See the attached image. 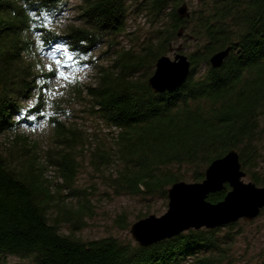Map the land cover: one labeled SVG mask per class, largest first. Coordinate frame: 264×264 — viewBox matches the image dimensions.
Instances as JSON below:
<instances>
[{
    "label": "trees",
    "instance_id": "1",
    "mask_svg": "<svg viewBox=\"0 0 264 264\" xmlns=\"http://www.w3.org/2000/svg\"><path fill=\"white\" fill-rule=\"evenodd\" d=\"M66 1L0 0V135L14 136L12 151L0 152V261L11 256L33 264H234L230 246L239 234L233 231L238 222L225 226L223 234L220 228L188 230L149 246L111 236L89 241L74 237L89 210L87 200L71 208L54 194L30 155L35 144L17 131L43 117L40 104L25 111L19 104L38 88L26 60L34 44L30 35L42 33V47L63 45L86 55L104 37L125 29L128 0H82L81 24L56 33L45 20L54 21ZM137 1L161 23L157 41L139 54L120 52L115 64L101 67L95 83L85 88L91 113L115 130L111 154L123 163L113 184L117 193L165 198L166 188L185 178L182 167L193 182L201 181L208 164L232 148L249 181L263 186L264 0H197L183 18L177 13L182 0ZM180 29L195 42L187 55L189 74L174 91L153 93L147 79L136 76L165 54ZM228 46L223 65L212 68L209 56ZM75 93L83 97L84 91ZM48 120L65 147L51 165L63 175L59 188L70 190L78 166L74 146L84 140L55 116ZM93 157L96 164H106L110 156L97 146ZM228 190L225 185L207 198L217 202ZM51 207L57 209L53 222L48 219ZM61 224H68V234L59 231ZM254 264H264V257Z\"/></svg>",
    "mask_w": 264,
    "mask_h": 264
},
{
    "label": "rangeland",
    "instance_id": "2",
    "mask_svg": "<svg viewBox=\"0 0 264 264\" xmlns=\"http://www.w3.org/2000/svg\"><path fill=\"white\" fill-rule=\"evenodd\" d=\"M183 2L186 3L189 13L197 4V0H182L181 4ZM82 4V0L66 1L63 11L54 21L49 18L45 20L46 27L56 33H63L68 26L81 24L78 15ZM138 4L137 0H128L125 29L119 34L112 33L104 37L100 43L89 49L86 55L70 52L66 47L64 48L67 49V54L63 48L54 51L56 46L42 47L40 41L42 33L30 35L34 44L31 45L32 53L26 60L32 64L38 88L29 99H20L19 104L23 111L40 104L39 115L43 114V117L34 119L32 127H18L17 131L27 137L31 144H35L30 155L35 156L34 165L39 167L41 178L54 194H60L64 203L71 208L79 206L83 199L87 200L89 210L83 219L84 224L73 234L83 241L111 236L122 242H133L129 234V227L133 222L150 214L158 217L167 210L168 200L160 194L117 193L113 184L123 168V163L111 154V151H114L112 148L115 145V130L108 128L91 113L85 91L87 85L95 83L101 67L115 64L117 54L126 50L139 54L147 44L157 41V31L161 28L160 21L153 19L152 15L144 10V6L140 7ZM25 35L27 36V33ZM179 44L180 52L185 55L195 49V42L186 38L181 29V35L170 40L165 55L173 59L176 53L174 49ZM67 55H71L72 59H68ZM56 60L62 63L56 65ZM48 65L54 69L58 67L65 73L67 79L57 78L54 73L48 71ZM153 70L154 61L151 66L140 70L136 78L147 79ZM76 89L84 91L83 97L76 95ZM48 115L58 118L67 128H76L84 140V145L77 142L74 146L73 155L78 166L70 190L66 187L59 188V184L63 182V175L59 167L51 165V162L65 151V147L56 140L55 129L53 124H50ZM13 137L12 133L0 135V152L8 154L10 150L12 151ZM97 146L104 147L109 154V161L106 164L95 163L93 150ZM261 152L262 162L264 145ZM261 162L259 168L264 173V162ZM181 170L185 173L183 181L193 182L188 177L190 172L186 166ZM245 181H249V178L246 177ZM71 192L77 195L68 196ZM56 215L57 209L51 207L48 213L49 222H53ZM123 222L126 227H123ZM220 229V234L227 231L225 227ZM59 231L68 234L70 227L68 224H61ZM233 231H239L236 240L230 246L234 264H254L259 258L264 257V211L250 222L238 221ZM0 264L33 263L29 259L8 256L4 257Z\"/></svg>",
    "mask_w": 264,
    "mask_h": 264
},
{
    "label": "water",
    "instance_id": "3",
    "mask_svg": "<svg viewBox=\"0 0 264 264\" xmlns=\"http://www.w3.org/2000/svg\"><path fill=\"white\" fill-rule=\"evenodd\" d=\"M177 13L180 18L189 16L186 3L177 8ZM174 50L173 59L164 54L155 60L154 70L147 78L153 93L174 91L189 74L191 62L180 52L181 44ZM230 50L228 46L214 52L208 58L209 65L221 67ZM245 178L237 150H228L208 164L201 181L172 182L165 190L167 210L158 217L150 214L133 222L129 227L131 239L139 246H149L188 230H212L240 220H254L264 209V186L245 181ZM225 185L229 190L224 197L210 202L208 195L220 192Z\"/></svg>",
    "mask_w": 264,
    "mask_h": 264
},
{
    "label": "snow or ice",
    "instance_id": "4",
    "mask_svg": "<svg viewBox=\"0 0 264 264\" xmlns=\"http://www.w3.org/2000/svg\"><path fill=\"white\" fill-rule=\"evenodd\" d=\"M62 48L64 49L65 53L67 54V49L64 48L63 45H57L55 47L54 51H60ZM67 58L72 59L71 55H67ZM55 63H56V65H60L62 63V61L56 60ZM48 71L51 73H54L57 78L67 79V77L65 76V73L63 71H61L58 67L54 69L51 65H48ZM31 118L34 119V117H31Z\"/></svg>",
    "mask_w": 264,
    "mask_h": 264
},
{
    "label": "bare ground",
    "instance_id": "5",
    "mask_svg": "<svg viewBox=\"0 0 264 264\" xmlns=\"http://www.w3.org/2000/svg\"><path fill=\"white\" fill-rule=\"evenodd\" d=\"M95 46H96V45H95ZM28 127H32V126H29V125H28ZM134 243H135V242H134ZM136 244H137V243H136Z\"/></svg>",
    "mask_w": 264,
    "mask_h": 264
}]
</instances>
